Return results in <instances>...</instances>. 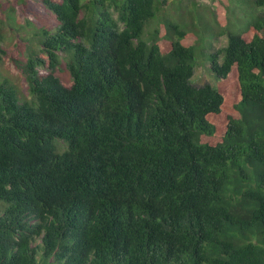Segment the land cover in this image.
Listing matches in <instances>:
<instances>
[{"label": "trees", "instance_id": "obj_1", "mask_svg": "<svg viewBox=\"0 0 264 264\" xmlns=\"http://www.w3.org/2000/svg\"><path fill=\"white\" fill-rule=\"evenodd\" d=\"M215 1H0V264H264V0Z\"/></svg>", "mask_w": 264, "mask_h": 264}, {"label": "rangeland", "instance_id": "obj_2", "mask_svg": "<svg viewBox=\"0 0 264 264\" xmlns=\"http://www.w3.org/2000/svg\"><path fill=\"white\" fill-rule=\"evenodd\" d=\"M0 1L4 2L6 0H0ZM83 1L86 2L88 0H83ZM197 2L202 5L201 9L208 7V9H211L213 10V12H215L216 17H219V18L221 17V19H224V16H222L219 11V4L215 0H197ZM165 14L166 13H164L163 15ZM1 18H4V17L1 16V13H0V20ZM4 21L6 23V27L8 23H13V26L16 27L15 25L17 22L15 20L7 21V19L4 18ZM211 22L213 23V20H211ZM158 26H159V22L155 21L150 26V30L152 31L158 28ZM14 29L15 28L10 29L7 34L8 39L6 40V42L8 43L7 46H10V49H9L10 53H9V56L5 57L3 59V62L0 64V79L2 77L9 79L13 83V85L16 87V89L19 91L21 97L23 99L29 100L31 99V96L29 95L28 83L26 81V78L24 77L22 72L17 68L16 64L11 61V56L16 55L22 61L26 60L25 53L17 52L18 47L16 44L18 43H21V45L24 44V39L26 40L30 36V33L27 31L21 30V33L17 34L14 32ZM227 45H228V37L223 36L221 38H218L214 42V46L211 51L207 50L206 52L208 54L210 53L216 54L221 49L227 47ZM220 60L222 61V56H220ZM211 65H212L211 62L208 61L205 57L200 56V55L198 56V66L196 67L195 74L192 79V82L195 86L197 87H203L205 85L216 86L217 81H216L214 74L211 71ZM60 76L62 77V79L64 80L66 84L71 83V77L67 71H62L60 73Z\"/></svg>", "mask_w": 264, "mask_h": 264}]
</instances>
